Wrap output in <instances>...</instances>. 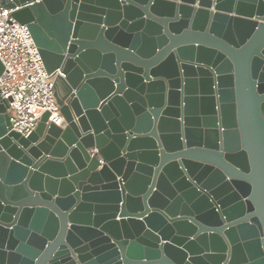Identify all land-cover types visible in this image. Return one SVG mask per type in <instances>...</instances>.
I'll return each instance as SVG.
<instances>
[{"label":"water","instance_id":"obj_1","mask_svg":"<svg viewBox=\"0 0 264 264\" xmlns=\"http://www.w3.org/2000/svg\"><path fill=\"white\" fill-rule=\"evenodd\" d=\"M1 2L63 126L0 97V264H264V0Z\"/></svg>","mask_w":264,"mask_h":264},{"label":"built area","instance_id":"obj_2","mask_svg":"<svg viewBox=\"0 0 264 264\" xmlns=\"http://www.w3.org/2000/svg\"><path fill=\"white\" fill-rule=\"evenodd\" d=\"M11 13L0 0V97L9 100L12 130L27 137L42 114L49 113L48 122L57 126L63 119L52 91L54 75L46 73L28 28Z\"/></svg>","mask_w":264,"mask_h":264},{"label":"crops","instance_id":"obj_3","mask_svg":"<svg viewBox=\"0 0 264 264\" xmlns=\"http://www.w3.org/2000/svg\"><path fill=\"white\" fill-rule=\"evenodd\" d=\"M60 126H63V122H62V124Z\"/></svg>","mask_w":264,"mask_h":264}]
</instances>
